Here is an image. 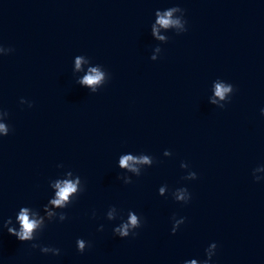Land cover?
Here are the masks:
<instances>
[{
  "label": "water",
  "instance_id": "obj_1",
  "mask_svg": "<svg viewBox=\"0 0 264 264\" xmlns=\"http://www.w3.org/2000/svg\"><path fill=\"white\" fill-rule=\"evenodd\" d=\"M0 124V264H264V0H0Z\"/></svg>",
  "mask_w": 264,
  "mask_h": 264
},
{
  "label": "clouds",
  "instance_id": "obj_2",
  "mask_svg": "<svg viewBox=\"0 0 264 264\" xmlns=\"http://www.w3.org/2000/svg\"><path fill=\"white\" fill-rule=\"evenodd\" d=\"M171 12L166 13L164 17H161L158 21L162 26H169L170 24L178 23V21H172L170 19ZM77 64L79 65V61H77ZM95 72V70H93ZM101 79V76L99 73H96L94 75H89L84 79V83L88 85H93L97 83ZM230 89L225 88L222 85L217 84L216 85V95L223 98L224 94L228 92ZM0 131H6L4 128V125L0 124ZM132 160L131 156L125 157L121 160V166L127 167L129 161ZM146 162V161H145ZM57 188L59 191L57 192V199L53 200L52 203L56 206L62 205L70 196V194L74 193L76 191V185L72 182L65 181L62 185L57 184ZM182 198V197H181ZM22 229L23 231L19 234V237L21 240H27L31 238V233L34 228L37 227V221L30 220L27 211H23L19 217ZM131 224H136V217H131ZM122 235H127V226L122 230Z\"/></svg>",
  "mask_w": 264,
  "mask_h": 264
}]
</instances>
